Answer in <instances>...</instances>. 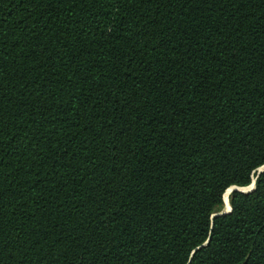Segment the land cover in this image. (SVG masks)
Returning <instances> with one entry per match:
<instances>
[{"label":"trees","instance_id":"trees-1","mask_svg":"<svg viewBox=\"0 0 264 264\" xmlns=\"http://www.w3.org/2000/svg\"><path fill=\"white\" fill-rule=\"evenodd\" d=\"M262 164L264 0H0V264H264Z\"/></svg>","mask_w":264,"mask_h":264},{"label":"water","instance_id":"water-1","mask_svg":"<svg viewBox=\"0 0 264 264\" xmlns=\"http://www.w3.org/2000/svg\"><path fill=\"white\" fill-rule=\"evenodd\" d=\"M262 170H264V164H262V165H260V166H258L257 168H256V173H258L259 171H262ZM253 180H254V178H252V180H251V182L249 183V184H247V185H244V186H238V185H230V186H228L225 190H224V192H227L228 193V191H230V190H232V189H238V190H242V191H245V190H249V189H251L252 187H253ZM224 192H223V194H224ZM227 203H228V200H227ZM229 209H230V206H229V203L227 204V207H222V209L221 210H219V211H217V212H213L212 214H219V213H223V212H226V211H229ZM205 242V241H204ZM203 242V243H204Z\"/></svg>","mask_w":264,"mask_h":264},{"label":"bare ground","instance_id":"bare-ground-1","mask_svg":"<svg viewBox=\"0 0 264 264\" xmlns=\"http://www.w3.org/2000/svg\"><path fill=\"white\" fill-rule=\"evenodd\" d=\"M226 193H227V192H224L225 196H224V195H223V196H224V198H225L226 204H228V203H227V195H226ZM227 194H228V193H227Z\"/></svg>","mask_w":264,"mask_h":264},{"label":"rangeland","instance_id":"rangeland-1","mask_svg":"<svg viewBox=\"0 0 264 264\" xmlns=\"http://www.w3.org/2000/svg\"><path fill=\"white\" fill-rule=\"evenodd\" d=\"M228 192H229V191H228ZM226 195H227V193H226ZM224 196H225V194H224ZM223 207H227V204H226L225 198H224V205H223Z\"/></svg>","mask_w":264,"mask_h":264}]
</instances>
